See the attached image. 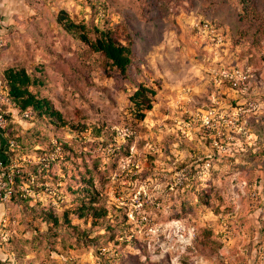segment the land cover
Returning a JSON list of instances; mask_svg holds the SVG:
<instances>
[{
	"label": "rangeland",
	"instance_id": "obj_1",
	"mask_svg": "<svg viewBox=\"0 0 264 264\" xmlns=\"http://www.w3.org/2000/svg\"><path fill=\"white\" fill-rule=\"evenodd\" d=\"M140 1L103 0L108 18L95 19L132 42L128 76L57 23L61 11L86 21L84 0H29L0 20V78L23 63L67 122L34 123L1 104L29 145L65 146L61 163L37 162L32 146L25 157L44 203L0 207L13 237L0 252L16 248L14 264H264V0H249L248 15L243 0ZM233 67L235 86L219 78ZM139 84L155 90L143 118L129 100ZM89 178L94 204L112 213L96 221L72 210Z\"/></svg>",
	"mask_w": 264,
	"mask_h": 264
},
{
	"label": "trees",
	"instance_id": "obj_2",
	"mask_svg": "<svg viewBox=\"0 0 264 264\" xmlns=\"http://www.w3.org/2000/svg\"><path fill=\"white\" fill-rule=\"evenodd\" d=\"M84 1L87 5H89L91 10V15L86 19V21L76 22L74 19L68 16L66 11H61V13H59V15L57 16V23L64 31L71 34L73 37H75L76 40H79L81 43L85 44L90 51L100 54L105 60L106 64L113 67L120 74L128 76L127 74L129 72L130 66L132 65L134 54L132 42L120 40L117 33H115L113 27L111 26L99 27L98 25H96L95 19L100 18L98 15V12L100 10L102 12L101 20H106L108 18V9L105 6L103 0ZM152 1L153 0H144L143 2L140 1V3L144 8H146V10H151L152 7L154 9V7L156 6L151 5L150 8V6L148 7L146 5L150 4ZM248 2L249 0H243V14L248 15L252 13L251 11L257 14L255 9H253ZM127 12L118 13L119 15L117 18H121L120 20H123L125 24H129L131 28H136L133 19L129 18V15L131 14ZM90 21V24L86 23ZM136 31L138 32V29ZM37 83H39V81H36V79L28 72L26 66L23 63H14L2 69L0 92L9 99L10 105H7L12 109H16L17 113H19L20 116H22V118L25 120L34 123L47 121L55 125L67 124V122L62 119V116L58 109L54 108L50 99L41 96L38 91H32L31 86ZM154 94L155 90L152 87L139 84L134 92L129 96L132 108L139 115V117L143 118L146 114L145 112L151 109L152 96ZM2 106L3 105H0V113H2L4 109ZM24 112H29V117H24ZM5 115L7 116L9 121L12 119V113L10 110H8ZM32 131L38 133V131L34 129ZM27 134L28 135H26V137H29V134H31L30 131H28ZM39 138L41 137L37 136L35 140H33L32 142L30 141L29 145V142L26 141L27 138H25V136H20V133H17L11 127L7 126V132H0V158L3 160L5 168L4 170H6V172L10 171V164L12 162H15L20 157L23 158L26 156H30L31 154L28 153L30 146H32L35 154H37V157L43 154L52 153L56 146H59L60 149L64 151L65 146L61 142L56 141V143H51V141L49 147H43L41 143L44 140H40ZM10 140H14L15 144L11 145ZM16 150L20 153V155L16 154ZM59 156L60 153L57 154L56 157L52 160H39L37 162L44 163V161H49L50 163L54 160H58L61 163V159ZM35 163L36 162L28 160H21L20 163H18V165L16 166L18 172H15L14 181L12 184V194L6 201H0V207H4L5 204L9 202H45L43 201V199H36L35 197H32L28 194H24L23 191V187L25 186L32 188L35 192L40 190L33 179L34 176L32 174H29L30 171H33L32 169H34ZM83 182L85 183V186L73 189L72 194H76L77 191L84 192L85 196L87 197V202H83L80 206H76L72 210L75 212L77 211L78 216L80 217H87L88 214H91L95 221L108 217L110 214H112L108 208H101L98 207V205L94 204L97 198L94 192L95 189L92 188V179H83ZM70 210L71 209H66L61 215L64 220H69L68 212ZM44 219V222L50 225L59 224V217L51 213H45ZM10 222L11 221L9 220V223ZM12 226L13 225H11L10 227ZM12 240L13 237L11 236L9 241ZM5 246L7 245H4L0 252V264H14L16 261L13 260L11 254H13L14 252L19 254V251H17L16 248V250H10V248L12 247H8V249Z\"/></svg>",
	"mask_w": 264,
	"mask_h": 264
},
{
	"label": "built area",
	"instance_id": "obj_3",
	"mask_svg": "<svg viewBox=\"0 0 264 264\" xmlns=\"http://www.w3.org/2000/svg\"><path fill=\"white\" fill-rule=\"evenodd\" d=\"M3 45V39L0 36V47ZM239 72V69L236 67H233L230 70H222L221 71V76L219 77L221 79V77H227L228 79H230L233 83V85H237L238 82L236 80H234L236 78V74ZM9 104L10 105V101L9 99L3 95L0 92V105L1 104ZM6 111H2V113H0V131L1 132H7V126H8V118L5 115ZM29 112H24L23 116L24 117H29ZM208 118V117H206ZM206 122H208V120H206ZM10 144L14 145L15 141L14 140H10ZM60 151V147L56 146L54 151L50 154H43L41 156L38 157L39 160H52L56 157L57 154H59ZM21 160H28L31 161L30 159H27L25 157H20L19 159H17L15 162H12L10 164V168L11 170L6 172V170H4V163L3 160L0 158V201H6L7 199L10 198L11 194H12V184L14 181V174L15 172H18V170L16 169V166L18 165V163H20ZM23 191L24 194H28L32 197H36L38 196V193L35 192L32 188L25 186L23 187ZM7 225V220L5 217H1L0 218V228L2 229L0 231V244L2 242H6L9 240L10 238V234H12V231L10 229H3L5 226Z\"/></svg>",
	"mask_w": 264,
	"mask_h": 264
},
{
	"label": "crops",
	"instance_id": "obj_4",
	"mask_svg": "<svg viewBox=\"0 0 264 264\" xmlns=\"http://www.w3.org/2000/svg\"><path fill=\"white\" fill-rule=\"evenodd\" d=\"M30 6L29 0H0V20L18 16ZM1 80V78H0Z\"/></svg>",
	"mask_w": 264,
	"mask_h": 264
}]
</instances>
